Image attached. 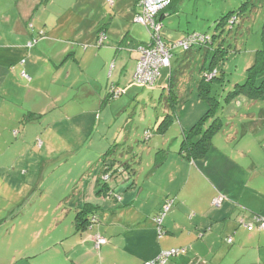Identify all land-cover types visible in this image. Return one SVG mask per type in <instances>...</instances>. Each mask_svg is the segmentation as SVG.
<instances>
[{
    "label": "rangeland",
    "instance_id": "374dc122",
    "mask_svg": "<svg viewBox=\"0 0 264 264\" xmlns=\"http://www.w3.org/2000/svg\"><path fill=\"white\" fill-rule=\"evenodd\" d=\"M73 1L70 0L67 5L61 0H47L41 3L42 8L46 7L48 12L53 13V19L49 27L42 22L35 24L36 36L29 46V49H33V54L24 55L25 59L32 57L37 60L34 63L37 76L33 83L27 80L31 76L30 71L23 69L22 63L20 64L17 56L13 54L16 51V41L11 39L10 34H7L6 39H1L0 30V46H14V50L0 47V224L1 220L10 221L22 215H26L27 220H30L36 208L51 201L50 192H54L56 188L63 186L64 189L67 185L71 190L76 185L79 191L90 192V186H93L100 176L103 164H111L115 152L116 159L130 164L136 157L138 161L143 159V166L147 168L150 165V158L146 159L147 150L149 147L154 148L156 144V141L149 142L148 139L155 136L161 140L164 137L162 133L155 131V122L157 114L164 111L165 102L161 93L165 94L169 90V87H166L169 74L166 67L161 69L154 86L147 88L136 85L128 93L125 91L117 98L107 99L105 105L113 104L115 110L108 123H104L101 111L98 112L100 118L97 119L93 115L92 121L90 116L88 120L85 117L79 119L81 115L67 119L66 115H72L75 111L72 108L69 111V102L74 105H70L71 107L83 103V89L94 91L102 79L101 69L97 65L100 59L94 57V53L97 54L100 48L96 46V41L88 43L78 36L82 30L87 33L93 23L98 25L102 21L93 19L92 23L88 20L89 17L83 20L77 12L71 13L70 6ZM243 1L246 0H182L177 14H171L169 20L162 19L161 36L165 41H175L176 37L171 35L186 31H197L212 36L213 33L220 32L216 30L217 20L222 15L236 10ZM256 2V9L251 16L241 20L240 26L235 24L231 32L227 29L221 32V44L225 51L218 53L214 61L211 59L220 46L218 40L209 49L207 56L203 48L195 50L194 54L187 58L184 57V49H172L171 66L172 70H177L178 73L176 83L173 81L172 85L178 97L176 100L173 97L177 106L175 122L178 127L169 126L164 132L165 138L169 139L164 149L168 150L174 145L173 138H181L178 115L182 109L183 114L188 112L185 121L192 123L190 127L197 123L208 109H213L215 117L220 120V128L212 134L205 155L197 159L203 158L208 164V167L202 170L220 189L221 193H217V189L215 192L224 196L225 206L228 207L233 204L232 200L241 198L245 189L239 192L238 188L244 182L248 185L246 191L255 193L249 195L245 191L241 199L243 206L248 209L239 220L243 218L245 222H249L253 214L261 215L260 208L264 204V186L254 187L255 183L252 181L257 170L264 171V68L253 78L254 85L263 84L260 95L250 97L232 91L236 85L247 81V69L255 62L257 51L262 47L264 0ZM13 8V2L0 1L2 15H8ZM36 18H39L38 15L32 18V24ZM11 22L5 31L11 29ZM167 27L171 30L168 36L164 35ZM39 30H42L44 35H39ZM85 33L83 36H86ZM147 33L149 34L148 30ZM84 45L89 53L84 56L82 68L93 77L85 82L79 72L74 74L72 71L76 67L79 69L74 58H80ZM60 49H63L62 53H59ZM87 63L91 65L87 66ZM211 63L217 78L210 82L209 102L199 96L197 84L204 74L203 66L208 68ZM7 70L10 74L6 73ZM22 71L26 72V80L21 76ZM68 73L74 84L70 92L67 91L64 79ZM112 80H115L114 76ZM7 92L13 96L12 100L23 99L26 106L37 104L34 109L44 111L39 113L38 117H24L22 113L25 111L22 110L19 115L24 119L22 124L7 123L3 112L16 109L12 101L3 97ZM42 92H49V97L44 99L46 93ZM213 98L215 101H212ZM94 102L91 97L86 99L89 107ZM211 119L210 116L209 121ZM147 130L150 135L145 140ZM129 133L131 143H125L123 139ZM117 135L123 138L120 143L123 149L133 147L127 158H123L124 154H121L119 145L113 141ZM108 151H111L109 155ZM133 153L136 156H133ZM152 153L155 156V151ZM239 155L242 158H239ZM259 159L261 161H258ZM132 165L136 170L137 164ZM114 180L112 177L109 184L113 185ZM181 183L182 180L176 181L175 186ZM192 186L202 189L205 184L197 181L192 183ZM233 208L232 206L230 210ZM244 215L250 216L245 218ZM221 223V220L219 223L214 222V228L209 227L207 231L221 227Z\"/></svg>",
    "mask_w": 264,
    "mask_h": 264
},
{
    "label": "crops",
    "instance_id": "0c3cea01",
    "mask_svg": "<svg viewBox=\"0 0 264 264\" xmlns=\"http://www.w3.org/2000/svg\"><path fill=\"white\" fill-rule=\"evenodd\" d=\"M0 1L7 2V0ZM8 1L13 2L15 8L9 12L10 15H2L0 12L1 39H6L7 34H10L11 39L16 41V51L13 54L17 56V61L22 63L23 69L27 68L30 71L32 77H28L27 80L33 83L37 76V69L34 67L37 60L32 57L25 59L24 55L33 54V49H29L31 46L29 42L36 36L35 24L39 25L42 22L49 27L53 13L48 12L46 7H41V3L47 0ZM61 1L67 5L70 0ZM139 1L113 0L111 5H108L107 0L73 1L70 6L71 13L77 12L83 20L89 17L90 22L93 19L102 21L98 25L92 22V28L88 29L87 33L82 30L78 36L92 43L96 41L98 32L103 28L105 40L97 54L94 53V57L100 59L97 65L101 69V77H99L102 78V84L99 83L94 91L90 90V92L84 88L83 103L71 107L74 105L69 102V111L71 108L75 111L72 115L67 114V119L71 120L74 115H81L79 119L85 117L88 120L90 116L89 119L92 121L93 115L97 119L100 118L98 112L101 111L104 123H108V119L115 112L113 104L105 105L104 102L109 87L116 85L128 93L136 86L133 82V73L138 58L136 45L147 43L150 40L144 25L134 20ZM181 1L175 2L173 10L166 9L161 13L159 18L161 23L163 18L169 20L171 14L179 12ZM35 15L39 18H36L35 23L32 24L31 20ZM10 22L12 23L11 29L5 31ZM37 33L44 35L42 30ZM84 33L86 36H83ZM169 33L171 30L167 27L164 35L168 36ZM186 33L188 32L171 36L176 37L175 40H177ZM8 45L4 44L0 47L6 48L5 50H14V46ZM86 49L84 45L80 58H74L79 69L76 67L72 70L74 74L77 72L81 74L83 82L88 78L91 80L93 78L87 70L82 68L84 56L89 53ZM62 52L63 49H60L59 53ZM90 65L87 63V66ZM166 68L168 72L175 71L172 70L171 60L170 67ZM6 73L10 74V71L7 70ZM21 74L26 80V72L22 71ZM64 79L67 83V91L70 92L74 86L70 74H66ZM42 93H46L44 99L49 97V92ZM3 97L12 101L16 108L3 112L9 124L24 122L23 117H19L20 112L25 111L22 113L24 117L26 115L38 117L39 113L44 111L39 108L34 109L37 104L26 106L23 99L12 100L14 98L8 92L4 93ZM88 97L95 101L91 107L86 104ZM182 112L183 109L178 115L181 138L179 139V136L173 138L174 145L166 150L163 161L156 164V153L154 156L152 152L166 147L165 143L169 139L165 138L164 132L168 128L162 133L164 137L161 140L155 136L150 137L149 142L156 141L155 147H149L147 150L146 159L150 158V165L145 168L143 159H140L135 163L137 168L132 173L134 180H129L124 175L116 178L112 187L117 198L100 193L92 185L90 192L85 190L81 192L77 186L74 190V186L70 190L66 185L64 189L62 186L50 192L51 201L36 208L30 220L22 214V217L14 220H1L0 264H143L162 251L183 247L186 248V252L171 257L166 264H264V229H247L239 223V218L248 209L241 202L248 188L247 183L244 182L238 188L239 192L245 189L241 198L236 201L232 200L233 204L225 206L224 196L217 195L221 193L220 189L202 170L208 167L203 158H196L197 160L192 162L179 152L182 134L192 124L185 121L188 112L186 114ZM66 113L69 112L66 111ZM163 114L164 111L156 116L155 131ZM169 126L178 127V123L174 120ZM122 139L117 135L113 141L118 143L121 154H124L123 158H127L133 147L129 149L128 146V150L123 149L120 144ZM131 139L129 133L123 140L125 143H131ZM239 158H242L241 155ZM252 168L256 170L254 166ZM184 171L186 172L183 173ZM179 180H182V183L175 186L176 181ZM263 180L264 171L257 170L252 178L255 183L254 187H263ZM197 181L203 182L205 187L200 189L192 186V183ZM247 193L255 194L252 191ZM218 196L223 197L220 206L213 204L214 198ZM168 199H173V203L169 205L163 216L162 232L159 233L153 217L162 210ZM84 205L90 207L89 215L94 220L85 228L77 229L75 216ZM232 206L235 209L230 210ZM191 212L193 213L189 215ZM260 214L264 216V204L260 208ZM249 216L244 215L245 218ZM218 219L222 221L219 225L221 227L212 230L214 222L219 223ZM209 227L212 229L207 231ZM97 236L103 237L106 242L95 248L94 241ZM228 237L231 238L230 243L226 240Z\"/></svg>",
    "mask_w": 264,
    "mask_h": 264
},
{
    "label": "trees",
    "instance_id": "16d2710c",
    "mask_svg": "<svg viewBox=\"0 0 264 264\" xmlns=\"http://www.w3.org/2000/svg\"><path fill=\"white\" fill-rule=\"evenodd\" d=\"M176 1L178 0H170L168 5H166L162 10L159 11L158 18H160L161 13L165 11L166 9L173 10L174 4ZM107 2H108V5H111L108 0ZM256 6H257L256 0H246V1L241 2L240 6L236 10H232L228 12L227 14L222 15L217 20V23H216V30L220 32L213 33V35L210 36L211 39L209 43L203 44V45H195L189 48L188 50H185L184 57L185 58L190 57L194 54L195 50L202 49V48L205 51V56H207L209 49L212 48V46L214 45V42L218 40V44L220 46L216 49L217 50L216 54L211 59L212 61H214L218 53L225 51L223 44H221L222 43L221 32H223L225 29L231 32L235 24L240 26V24L242 23L241 20H243L245 17L251 16V13L256 9ZM138 10H139V7H138ZM231 17H234L235 19L232 22H229ZM100 32H104L105 34V31L103 30V28L98 32V34ZM193 32H197V31H193ZM198 33H201V32H198ZM187 34L188 33H186L185 35ZM203 34H206V33H203ZM184 36H182L181 38H183ZM166 42H170V41H166ZM261 42H262V47L257 51L255 62L247 69V81L244 84L236 85L232 93L237 92V93H241L243 95H247L250 97L258 96L261 94L264 83L262 85L256 86L253 84V78L256 73H258L260 70L264 68V21L261 27ZM142 44H146V43H141L138 45H142ZM138 45H136V47ZM96 46L100 47L102 46V44L101 45L96 44ZM138 56H139V53H138ZM203 69H204V74L202 75L201 79L199 80L197 84L198 92L201 98L206 99L207 101L210 102L211 100L210 82L213 79L217 78V74L214 68L212 67V63L210 64L208 68H204L203 66ZM211 72H214V76L211 77L210 79H207L206 74L211 73ZM176 73H177V70L169 72L168 81H167L168 84H166L167 85L166 87H169V90H167V93L161 95V97L164 99L165 105H164V114L159 120L157 127H156V130L160 133H163L169 127V125L176 119V116H177V106L175 105L176 103L173 102V97L175 100L178 97L176 96L174 89H172L173 81L176 83V80H177ZM117 88L118 87L116 85H111L109 87L108 93H107L106 98L104 99V102H106L107 99L117 98L125 91L121 89L118 94H114L113 90ZM212 101H215V99ZM210 116L212 117V119L209 121ZM219 121H220L219 118L215 117L213 109L211 108L208 109V111L201 116L200 120L197 123L193 124L188 130H185L183 132L182 139H181L180 146H179V152L189 160L196 159L198 157H202L203 155H205L206 150L210 146L212 134L217 132L220 128ZM149 135H150V131L147 130L145 140L149 137ZM116 145H118V143ZM110 152L111 151H108V155L110 154ZM165 152H166V149H158L155 152L156 153V159H155L156 164H159L163 161L165 157ZM115 154L112 158L113 161L111 162V164H106V163L103 164L100 176L96 179L95 184L93 186L96 187L100 193L108 197L117 198V194L114 191L112 185L109 184V180L112 177L113 179H116L120 177L121 175H124L129 180H134L132 173H133V170H135V168L133 167L132 164L137 163L138 160L136 157L135 158L136 160L134 159V161L131 162L132 164H130L129 162H126V161L124 162L119 159H116L115 157L117 156H115ZM133 156H136V154L133 153ZM104 175H107L106 179L103 177ZM75 186L76 185H74L73 190L75 189ZM170 200H172V203H173V199H170ZM90 210H91L90 207H88L87 205H84L80 210H78V213L75 216V223H76L77 229L85 228L92 222V220H94L93 217L91 218L89 215ZM255 215L264 217L258 214H253V217ZM154 217H153V220H154ZM252 218L250 219V221L252 220ZM239 223H240V220H239ZM240 225H242L243 227L247 229H259L257 228V225H255L253 228H248L241 223ZM259 230H263V229H259Z\"/></svg>",
    "mask_w": 264,
    "mask_h": 264
},
{
    "label": "built area",
    "instance_id": "2783aa9c",
    "mask_svg": "<svg viewBox=\"0 0 264 264\" xmlns=\"http://www.w3.org/2000/svg\"><path fill=\"white\" fill-rule=\"evenodd\" d=\"M112 4L113 0H108ZM170 0H140L138 3L139 10L136 12L134 20L142 23L149 31L150 40L146 44L138 45L136 50L139 56L136 61L135 70L133 73V82L142 87L154 86L156 79L160 75V71L164 67H170V58L172 56V49L182 48L188 50L195 45H203L210 42V36L203 33L192 32L185 35L183 38H179L175 41L166 42L161 38L162 23L158 18V13L162 10ZM235 18L231 17L229 22H232ZM105 40L104 32H100L96 39V44L101 45ZM32 44V41L29 42ZM214 76V72L206 74V78L210 79ZM121 89L113 90L114 94H118ZM105 179L107 175L103 176ZM223 197L218 196L214 198L213 204L219 206ZM172 200H167L163 205L160 213L154 217V221L158 226V232L161 233V222L164 214L169 208ZM240 223L248 228H253L257 225V228L264 229V217L255 215L251 221L245 222L244 219H240ZM227 242H231V238L228 237ZM106 240L103 237L97 236L94 241V247L98 248ZM186 252V248H171L160 252L156 257L145 261L143 264H166L167 261L176 255Z\"/></svg>",
    "mask_w": 264,
    "mask_h": 264
}]
</instances>
